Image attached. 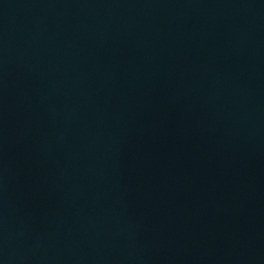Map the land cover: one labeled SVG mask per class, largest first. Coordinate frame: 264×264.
Wrapping results in <instances>:
<instances>
[{
	"label": "water",
	"instance_id": "1",
	"mask_svg": "<svg viewBox=\"0 0 264 264\" xmlns=\"http://www.w3.org/2000/svg\"><path fill=\"white\" fill-rule=\"evenodd\" d=\"M0 264H264V0H0Z\"/></svg>",
	"mask_w": 264,
	"mask_h": 264
}]
</instances>
